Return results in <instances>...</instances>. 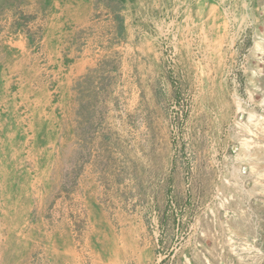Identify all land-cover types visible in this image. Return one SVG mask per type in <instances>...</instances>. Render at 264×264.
<instances>
[{
  "label": "rangeland",
  "instance_id": "1",
  "mask_svg": "<svg viewBox=\"0 0 264 264\" xmlns=\"http://www.w3.org/2000/svg\"><path fill=\"white\" fill-rule=\"evenodd\" d=\"M0 264H264V0H0Z\"/></svg>",
  "mask_w": 264,
  "mask_h": 264
},
{
  "label": "crops",
  "instance_id": "2",
  "mask_svg": "<svg viewBox=\"0 0 264 264\" xmlns=\"http://www.w3.org/2000/svg\"><path fill=\"white\" fill-rule=\"evenodd\" d=\"M83 66H84V64H82V62H76V67H83Z\"/></svg>",
  "mask_w": 264,
  "mask_h": 264
},
{
  "label": "bare ground",
  "instance_id": "3",
  "mask_svg": "<svg viewBox=\"0 0 264 264\" xmlns=\"http://www.w3.org/2000/svg\"><path fill=\"white\" fill-rule=\"evenodd\" d=\"M245 142H246V141H245ZM246 145H249V142H248V141L246 142Z\"/></svg>",
  "mask_w": 264,
  "mask_h": 264
}]
</instances>
